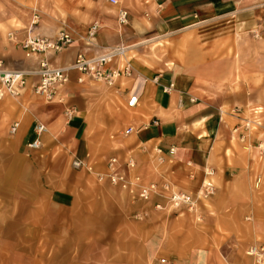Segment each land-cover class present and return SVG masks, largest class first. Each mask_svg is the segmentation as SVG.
I'll list each match as a JSON object with an SVG mask.
<instances>
[{"label": "crops", "instance_id": "obj_1", "mask_svg": "<svg viewBox=\"0 0 264 264\" xmlns=\"http://www.w3.org/2000/svg\"><path fill=\"white\" fill-rule=\"evenodd\" d=\"M193 1H158L162 3L157 11L158 23L163 30H169L161 37L175 33L174 41L181 47L176 56V67L174 61L156 57L146 48L155 38L152 36L157 34L159 37V27L149 28L143 17L133 18L131 27H126L118 20V15L106 14V0H102L92 12L93 21L85 20L100 24L96 47L88 52V56L124 44L133 57L132 77L123 76L109 85L72 69L69 81L57 89L52 100H47L33 92L31 86L38 81V76L33 75L23 96L0 99V175L5 172L9 192L4 198L0 186V204L5 202L13 206L10 214L15 222L23 219L35 227L42 225L48 235L51 234L50 227L57 226L60 235H64L57 247L59 251L67 252V262L63 264H101L100 230L114 220L115 214L123 219L130 212L144 211L143 206L139 210V204H131L126 196L119 194L116 187L101 185L93 173L73 170L70 162L75 157L84 159L103 173L108 172L111 157H117L123 168L126 161L133 158L137 166L132 173L142 175L145 183L169 181L186 192L198 191L209 177L215 185L218 183L220 192L227 184L238 186L240 173L246 168L240 160L244 159L246 151L228 152L224 142L212 141L211 136L223 129V115L236 109L237 106L232 105L234 101L246 104V93L256 89L264 93V0H206L209 3L200 5L204 13L196 11L200 6ZM184 2L189 3L181 5ZM42 9L36 0H0V59L5 69L32 70L36 66L20 45L9 41V31H15L18 39L23 40L30 33L53 36L62 27L70 30L66 23L53 22L56 15L50 14V19L43 16ZM36 14L38 23L35 24ZM79 23L77 29L85 35L91 24ZM139 31L141 41L132 43L129 37ZM186 36H192L188 42L190 46L182 49ZM247 40L258 44L260 66L257 70H249L242 60H233L229 55L230 48L244 50ZM82 47V41L74 42L68 49L52 56V64H72ZM122 63V59H116L105 67L111 69ZM235 63L240 64L239 71L235 70ZM230 69L232 75L227 78L241 81L235 90L227 89L226 98L215 102L202 96L196 84L203 79L202 74L208 72L214 83L227 76ZM170 84L175 85L166 91ZM134 95L138 96V104L130 107L129 99ZM192 96L198 101L194 102ZM213 104L218 107L216 117L219 120H210L215 115L210 106ZM66 110L73 111L71 118L67 117ZM16 122L19 125L12 132ZM37 123L46 124L47 130L41 135L42 147L34 149L27 143L37 138ZM130 126L134 131L122 134ZM157 146L163 149L166 165L161 166L157 160ZM172 147H176V152L170 156ZM152 150L156 155L154 161ZM10 157L26 163L25 168L38 171L40 178L47 181L39 183V188L30 185L26 197L16 198L14 193L18 186L15 182L19 173L15 163L9 165L10 162L4 160ZM188 164L193 166L187 168ZM190 169L195 173L193 177L187 176ZM27 183L24 184L26 188ZM17 206L23 213H17ZM218 207L223 209L224 202ZM206 211L214 213L213 207H207ZM210 218L212 216L207 215V219ZM186 221L177 217L171 220L169 233L164 234L162 225H157L154 236L145 237L143 242L135 239L133 242L144 246L143 264H229L227 257L211 243L216 238L202 233L192 224L185 225ZM1 222L0 211V228ZM138 225L137 234L145 229L143 223ZM179 226L186 229L180 230ZM118 228L121 231L119 247H130L129 220L122 221ZM255 233H259V229ZM115 250L113 245L105 254L109 257ZM129 257V253L124 254V258Z\"/></svg>", "mask_w": 264, "mask_h": 264}, {"label": "rangeland", "instance_id": "obj_2", "mask_svg": "<svg viewBox=\"0 0 264 264\" xmlns=\"http://www.w3.org/2000/svg\"><path fill=\"white\" fill-rule=\"evenodd\" d=\"M5 1L10 2L11 0ZM36 1L41 7L44 8L42 9L43 16L46 18L49 16L50 19V14L53 17L56 15L57 19L53 22H58V25L66 23L70 30L73 31L75 37H77L78 42H81V36L84 35L81 34L77 29L80 24L79 22L86 24V26L92 24V12L96 11L97 3L102 2V0ZM118 1V5H113L109 2V0H106L104 3L106 5V14H116L117 17L119 9L121 7H126L129 11L130 22L128 24H124V26L131 27L133 18L143 17L147 21L149 28H152L153 26L159 27L161 30V32H159L160 34H158L159 37H156L157 34L152 36L155 38H152L146 48L152 51L154 56L157 55L156 57H161L167 61H174V66L176 67V56L179 54L181 47L174 41L173 35L175 33L169 34L167 36L163 35V37H161V34L165 32L167 33L169 31L163 30L162 25L158 23L157 11L162 6V3H159V0ZM193 2H196L195 4L197 6L209 3L206 0H194ZM185 3L189 2L181 3V5H184ZM196 11H202L204 13V9L201 6ZM203 15L204 14L201 16L202 18ZM87 18L92 21H85ZM81 19H83L85 22L81 21ZM154 20L156 21L154 22ZM132 35L133 37H129L132 43L141 41L140 31L138 34L135 33ZM186 37V40L183 39L185 40L186 44H183L182 49L190 46L188 42H191L189 39L192 36ZM134 39L136 40L133 41ZM248 42L249 40L246 41L244 50L240 47H236L234 49L230 48L229 55L232 56L233 60L234 58L236 61L242 60L243 66L247 65L249 70L254 68L257 70L260 66L258 44H251ZM142 45H144V43ZM132 49H134V47ZM133 51L134 50H132V55L134 53ZM184 57L186 59L185 54ZM128 59H131V61L133 59L129 52ZM235 64V70L238 69L239 71L240 64ZM223 72L224 69L222 70V73ZM231 75L232 70L230 69L229 74L227 76H223L222 80L211 83L212 81L209 79L208 72H205L204 75L202 74L203 79L200 81L201 83H196L197 89H199L202 93V96H205V98H208V100L215 102L219 100V98L224 99L226 98L224 94L228 93L227 89L235 90V86L241 82L238 78L235 80L228 79L227 77H230ZM192 86H194V82ZM219 93L223 95H220ZM231 93H234V91L231 90ZM246 97H248L246 104H243L239 101H234V104L232 105H234L233 107L237 106L236 109H233V111H227L223 115V129L217 131L216 135L211 136L213 139L212 141L216 140L218 142H224L225 146L228 147V152L246 151L244 159L240 160V162L246 165V168L242 173H240L238 186L235 184L229 186V184H227L224 187V190L220 192V187H218L217 183L215 193L206 199L199 200L195 210L189 211L187 209H180L170 211L168 209H155L151 202H146L143 200L142 202H139L138 200L131 198V195L127 189L124 190L120 186L114 185L107 180L100 181L98 179V172L102 171L98 170L95 166L89 164L88 162L86 163L88 166L93 167L92 170H89L86 167L75 168L72 165L73 161L70 162V167L73 170L84 169L91 174L93 173L96 181L101 185H111L114 188L116 187L118 189V193L124 196V198L126 196L131 204H139V210L142 208V206L144 207V211L130 212L128 213L129 215H124L123 219L118 218V216L114 213V220L110 221L104 229L100 230V243L98 251L101 264H115L116 262L118 264H143L142 255L144 252V246L138 245V242L133 241H135V239H139L143 242L145 237L154 236V232L156 231L154 228H156L157 225H162L164 234L169 233V230L171 231V220H175L177 217L187 220L185 225L192 224L191 226L198 228L202 233H209L214 238H216V240H211V243L216 245L217 250H221L222 254L227 257L229 264H260L259 259L254 255H250L248 250L252 246L257 245L264 247V93H261V89H256V91L246 93ZM191 98L194 102L198 101V98L194 96ZM210 106L212 108L211 111H213L215 114L210 120H219V117H216L218 113L217 105L213 104ZM238 106H240L239 109ZM256 107L261 108V110L259 109V113H256ZM247 125L249 126L247 127ZM122 134L125 135L126 133L123 131ZM151 153L153 161L156 160L155 152L152 150ZM4 160L9 161L10 163H7L9 165L15 163L18 169L17 173L19 174L16 177L17 180L15 182V185H17L18 188L14 193L16 198L26 197L27 192L30 190V185H35L37 186L36 188H39L41 186L39 183L43 184L45 181H47L45 178H40L38 171L31 172L29 168H25L27 164H23L15 157L4 158ZM3 163L4 165L6 164L5 162ZM174 163L175 162H173V164ZM162 165L166 164L162 163L161 166ZM180 165L181 164H179V166ZM140 166L142 167L141 164ZM190 166L193 165L188 164L187 168ZM174 168L176 169V166ZM142 173L145 174L144 171H142ZM194 174L195 173L192 171V169H190L187 176L193 177ZM4 176L6 177L5 172L0 175L1 194L4 198H7L9 196V192L5 185L6 182ZM25 182H28L27 188L26 185H24ZM200 189L201 187L198 190ZM191 191L196 192L193 190ZM2 196H0L1 200ZM223 202L225 207L219 210L218 206L219 204L222 205ZM214 203H216L217 206L214 205ZM12 207L13 206L7 205L5 202L0 204L2 218L0 230L1 234H3V236L0 237V264H63V262H67V252L63 250L59 251L58 249V243L64 240L62 237L64 235H60L58 227H50L49 231L51 234L49 233L50 235H48L47 231L45 230L46 228L43 229L42 225L35 227L30 221L26 222L23 219L15 222L16 220H13L11 218L12 214H10ZM207 207H213L214 213H209L206 211ZM3 210L5 211L4 213ZM17 210L18 214L23 213L19 212V206H17ZM117 214L121 215L120 213ZM207 215H211L212 218L207 219ZM258 215H261V217H258ZM128 220L131 238L128 239V241L131 244L130 247L127 248L119 247L120 245L118 242L121 236V231L119 230L118 226L122 221ZM11 221L14 222L11 223ZM208 221L209 223H207ZM139 223H143V225H145V229L143 228L141 233L137 234L136 225ZM177 228L180 230L186 229L180 226ZM256 229H259V233H255ZM143 232H145V234ZM113 245L116 247V252L108 257V253L105 254V252H108ZM130 249L132 251L129 252ZM125 253H129L130 257L124 258ZM262 258L264 264V256Z\"/></svg>", "mask_w": 264, "mask_h": 264}, {"label": "built area", "instance_id": "obj_3", "mask_svg": "<svg viewBox=\"0 0 264 264\" xmlns=\"http://www.w3.org/2000/svg\"><path fill=\"white\" fill-rule=\"evenodd\" d=\"M113 5H118V0H109ZM118 20L122 24H128L129 11L126 7H121L118 12ZM33 22L38 23V15L34 16ZM100 29V24L95 21L92 23L81 41L84 47L78 52L72 64L68 66H54L51 58L56 53L68 49L78 39L72 31L66 27L60 28L53 36L45 34H28L23 40L18 39L15 31H9L7 37L10 41L18 44L24 50L25 55L35 61V69L32 70H15L5 69L3 61L0 59V99L8 95L21 97L29 88L30 76H38L37 83L33 84V92L36 95L44 96L47 100H52L57 89L69 81V76L72 69L79 70L83 74L90 75L98 81L106 82L111 85L121 77H132L134 68L131 65V59H128V46L120 44L112 46L102 54H97L92 57L88 56V52L96 47L97 33ZM122 59L121 66L114 68H106L105 65L110 62ZM172 85L166 87V91H170ZM128 105L134 107L138 104V96L130 97ZM73 111H67V116L71 118ZM19 123L16 122L12 126V132H15ZM249 125H247L248 127ZM47 130L44 123H37L35 126V133L37 138L27 143L28 147L39 149L42 147L41 135ZM134 131V127L130 126L125 130L126 134ZM157 148V160L160 163L167 161L166 156L163 155V149ZM176 152V147L170 149L169 154L173 156ZM117 157H111L108 162L109 170L106 173L98 172V179L100 181L107 180L114 185H118L124 190L127 189L131 198L138 201L151 202L155 209H168L170 211L187 209L189 211L195 210L198 201L206 199L215 193V183L206 178L202 183L201 189L196 192H186L175 188L169 181L149 182L143 181L142 175L139 173H132L136 168V163L133 158H129L125 167L119 166ZM73 167L87 168L92 170L93 167L88 166L86 161L82 158L75 157L72 162ZM248 253L254 255L259 259V263L263 264L264 247L259 245L252 246Z\"/></svg>", "mask_w": 264, "mask_h": 264}, {"label": "bare ground", "instance_id": "obj_4", "mask_svg": "<svg viewBox=\"0 0 264 264\" xmlns=\"http://www.w3.org/2000/svg\"><path fill=\"white\" fill-rule=\"evenodd\" d=\"M172 85V87H174V85L175 84H171ZM8 96H11V97H15V96H12V95H8ZM7 96V97H8ZM2 99V98H1ZM256 113H259V110L257 109V111H256ZM257 115V114H256ZM252 121H253V119H252ZM245 122H246V120H245ZM250 122V121H249ZM254 123V122H253ZM257 124V123H256ZM255 125V124H254ZM253 127V126H252ZM251 131V130H250ZM210 180H212L214 183H215V181L213 180V179H211V177L209 178ZM260 181V180H259ZM217 188V187H216Z\"/></svg>", "mask_w": 264, "mask_h": 264}]
</instances>
